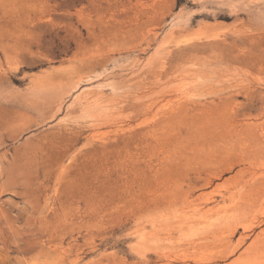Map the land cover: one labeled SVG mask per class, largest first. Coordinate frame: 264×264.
<instances>
[{"label":"rangeland","instance_id":"obj_1","mask_svg":"<svg viewBox=\"0 0 264 264\" xmlns=\"http://www.w3.org/2000/svg\"><path fill=\"white\" fill-rule=\"evenodd\" d=\"M263 153L264 0H0V264H264Z\"/></svg>","mask_w":264,"mask_h":264},{"label":"bare ground","instance_id":"obj_2","mask_svg":"<svg viewBox=\"0 0 264 264\" xmlns=\"http://www.w3.org/2000/svg\"><path fill=\"white\" fill-rule=\"evenodd\" d=\"M150 72H153V71H150ZM102 105H99L97 108L98 109H100V110H102ZM93 110V108L92 107H90L89 105H86L85 106V109H84V113H87L88 111H92ZM239 138V137H238ZM264 154V153H263ZM250 155H251V152H250ZM256 156V155H255ZM243 158V157H242ZM244 164V163H243ZM249 167V166H248ZM246 171H247V169H246ZM250 171V170H249ZM192 197V196H191ZM231 197H233L234 198V195H232V196H229L228 198H231ZM199 198V197H198ZM224 199H228L227 197H223ZM209 209V208H208ZM222 210V209H221ZM224 210V209H223ZM208 211H210V210H208ZM249 229V228H248ZM247 231V230H246ZM244 232V231H243ZM248 232V231H247ZM248 237V235L246 236V235H244V234H241L240 235V237H239V243L241 244V243H244L245 242V240H246V238ZM196 244V243H195Z\"/></svg>","mask_w":264,"mask_h":264}]
</instances>
